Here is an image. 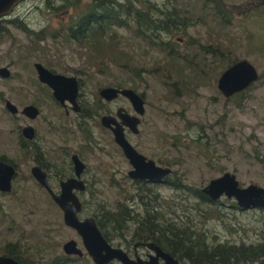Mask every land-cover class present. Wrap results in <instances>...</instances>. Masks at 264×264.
<instances>
[{"label": "rangeland", "instance_id": "rangeland-1", "mask_svg": "<svg viewBox=\"0 0 264 264\" xmlns=\"http://www.w3.org/2000/svg\"><path fill=\"white\" fill-rule=\"evenodd\" d=\"M59 1L52 0L51 5L56 6ZM152 1L162 6L166 0ZM174 1L175 6L182 8L180 14L185 15L184 23L191 20L192 15L203 19L172 37L162 35L172 43L175 53L194 56L199 67L195 70L187 68L182 57L168 58L156 48L148 47L130 29L118 30V48L132 57L126 54L99 68L80 54L82 50L76 44L64 42L62 34L54 40L47 37L36 41L32 35L27 36L20 29L7 25L9 35L0 37V67L6 66L10 71L9 77L0 76V155L16 164L17 174L11 191L0 192V245L19 241L44 261L65 255L62 245L73 239L84 255L73 257L67 264H94L80 236L63 223L61 210L31 178L29 170L34 163L19 152L16 126L31 124L35 128L39 150L43 151L42 159L57 164L64 151H68L78 153L86 163L88 169L82 178L90 187L80 197L83 202L81 218L92 216L101 203L113 207L116 202H125L135 212L141 210L139 200L132 198L138 185L128 177L132 167L111 133L99 125V117L94 115L87 119L93 140L86 142L76 124L79 116L70 108L65 114L43 95V84L37 79L34 62L54 72L75 76L81 81L79 101L91 106L100 99L97 93L103 86L120 84V87H130L141 93L145 112L140 116L139 133L128 131L127 138L147 158L172 170L165 182L145 183L152 206L155 204V209L167 219L203 231L209 244L259 240L264 210H241L233 198L224 196L215 203L202 201L190 189L179 190L174 185L201 190L211 179L228 171L236 175L242 186L254 183L264 187V5L257 11H246L248 3H255L253 0H222L235 7L232 18L225 24V19L216 18L212 10L205 9V0ZM84 2L82 0L77 7V15L85 9ZM73 13V9L53 11L45 0H21L4 19L16 18L31 31L54 32L67 24ZM209 43L230 48L231 56L238 60H250L262 75L243 97L227 99L218 90V77L227 64L215 60L208 65L210 55L203 63L201 44ZM158 63H175L185 74L194 77V81L180 82L175 76L163 80L157 71H148ZM136 64L134 73L131 66ZM200 67H204V76L196 72ZM219 69L221 72L217 75ZM173 80L176 93L168 90ZM6 99L19 110L38 100L41 113L32 121L21 114L13 117L4 107ZM119 106L135 114L130 102L122 96L115 102L103 104L104 109L113 111ZM155 194H158L156 200ZM127 227L131 232L132 224ZM109 232L113 245L131 249L132 244L128 247L125 241L129 240L127 232H124L126 239L115 231ZM145 251L138 248L139 256L144 257ZM113 264L120 263L114 261Z\"/></svg>", "mask_w": 264, "mask_h": 264}, {"label": "trees", "instance_id": "trees-1", "mask_svg": "<svg viewBox=\"0 0 264 264\" xmlns=\"http://www.w3.org/2000/svg\"><path fill=\"white\" fill-rule=\"evenodd\" d=\"M81 1L60 0L56 6H53L51 5L52 0H45L53 11L73 9L76 14L73 15V13L67 24L62 25L59 30L54 32L47 29L31 31L23 22L16 18L4 19V16L0 17V37L9 35L7 25L20 29L27 36L32 35L36 41L45 40L47 37L54 40L62 34L64 42L76 44L82 50L80 54H83L87 61H91L96 66L98 65L99 68H102L107 62H116L126 56L127 53L118 48L120 41L118 30L124 28L130 29L132 34L143 40L148 47L156 48L159 52L165 53L168 58L177 59L182 57L183 64L187 65V68L192 70L199 68L198 62L194 60L193 55L192 57L188 55L181 56L180 53H175L172 43L162 37L163 34L172 37L178 31L182 29L184 31L187 27L194 26L203 20L201 16L192 15V19L184 23L185 15L180 14L182 8L175 6L173 4L174 0H166L162 6L157 5L152 0H85V9L77 15L75 11ZM253 2H255L253 5L252 3L246 5V11L247 9L259 10V7L264 5V0H253ZM205 5V9L212 10L216 18L225 19L223 21L225 24L229 23L233 15V8H235L227 5L222 0H205ZM246 11H243V13ZM201 50L204 55L203 63L206 60V56L210 55L208 65L214 63L215 60H220L227 64V68L238 60L231 56L230 48L226 47L223 49L219 44H201ZM130 57L132 56L130 55ZM136 66L138 65L131 66L133 68L131 70L134 73L137 70ZM203 68L200 67V70L196 72L201 75L202 71H204ZM149 70L152 72L157 71L163 80L169 79L170 76H175L180 82L185 80H188V82L194 81V77L185 74L181 67L175 63H165L164 65L158 63L155 68H150ZM217 72L218 75L221 70L219 69ZM261 77L262 75L259 76V79ZM117 86L120 87V84ZM175 86V81L173 80L168 84V90L176 93L177 89ZM251 86L252 84L246 90ZM172 87L174 89H171ZM246 90L238 92L227 99L241 98ZM97 100L100 101V99ZM98 101L93 106L89 107L87 105L89 109L93 108L96 111L97 116L104 110L103 105ZM236 104L238 105V102ZM88 111L85 110L82 117H89ZM20 143L22 145L25 144L24 140L20 141ZM0 158L11 163L3 156ZM134 184L138 185L136 186L137 192L132 198L136 197L141 203L140 212H135L125 202H116L113 207L101 203L98 206V210L92 214L104 237L109 242L112 243L109 231H115L119 237L124 239H126L124 232H127L129 240L125 241L128 247L137 240L154 241L163 250L177 258L181 264H264V219L260 238L257 242H241L237 244L226 241L209 244L203 231L197 230L188 224L167 219L162 215V212L156 210L155 207L157 208V206L155 204L152 206L150 199H148L150 193L145 182H136ZM174 188L188 191L190 189L202 201L214 203L218 201L210 200L198 188H190L182 184H176ZM157 195H154L155 200ZM124 199H131V197H124ZM129 224H132L131 232H129L130 230L127 231V225ZM0 255L14 257L18 264H67L74 259L67 255H60L48 260L44 259L43 261L42 258L32 253L28 246L21 244L19 241H9L4 245H0Z\"/></svg>", "mask_w": 264, "mask_h": 264}, {"label": "water", "instance_id": "water-1", "mask_svg": "<svg viewBox=\"0 0 264 264\" xmlns=\"http://www.w3.org/2000/svg\"><path fill=\"white\" fill-rule=\"evenodd\" d=\"M20 1L0 0V17L10 13ZM34 67L39 80L53 90V96L58 101L64 103V100L67 99L71 102L73 110L78 111L80 109L76 102L78 84L75 77L54 73L40 62H35ZM0 76L3 78L10 76V71L6 66L0 67ZM259 76L258 69L250 60L246 58L239 59L221 72L217 80V88L226 98H229L238 92L246 90L259 79ZM99 95L107 101L121 95L131 103L135 112V114H130L125 108L119 107L114 115L104 114L100 118L101 124L111 131L115 143L122 149L124 156L132 167L128 173L129 177L133 180H144L147 182H165L172 170L169 167L157 165L154 160L138 152L125 135V128L130 129L133 133H138L140 116L145 112V101L141 94L133 88L105 86L99 90ZM5 108L10 113L15 114L17 112V108L9 100H6ZM22 113L34 118L38 114V110L36 107L29 105L23 108ZM32 131L31 126H26L22 129V132L29 138L32 136ZM72 160L75 173L79 176L84 164L76 155L72 156ZM31 172L38 183L47 189L54 203L62 211L63 223L75 230L80 236L82 245L94 264H111L114 260L120 264H161L160 260L163 264H181L177 258L154 242L140 243L153 251V254H150L147 259H141L137 256L131 258L124 249L114 246L104 237L93 216L79 218L82 203L73 192V189L83 190V181L77 178H68L61 181V192L55 194L49 187L46 173L39 166H34ZM14 175V166L0 159L1 192L11 191V181ZM201 192L212 201L219 200L222 196L233 198L237 207L242 210L264 209V187L254 183L242 186L236 175L228 171L211 179L201 189ZM140 244H136L135 247ZM62 250L65 255H77L79 257L83 255V251L73 239L65 241L62 245ZM0 264H18V261L14 257L0 255Z\"/></svg>", "mask_w": 264, "mask_h": 264}, {"label": "flooded vegetation", "instance_id": "flooded-vegetation-1", "mask_svg": "<svg viewBox=\"0 0 264 264\" xmlns=\"http://www.w3.org/2000/svg\"><path fill=\"white\" fill-rule=\"evenodd\" d=\"M35 63V62H34ZM34 63H33V67H34ZM44 66V65H43ZM47 68V67H46ZM34 69H35V67H34ZM49 69V68H48ZM50 71H52V72H54L53 70H51V69H49ZM35 71H36V69H35ZM54 73H57V72H54ZM36 74H37V71H36ZM60 74H62V73H60ZM64 75V74H63ZM67 76V75H66ZM73 77H75V76H73ZM76 78V77H75ZM37 79L39 80V78H38V75H37ZM76 80H77V84H78V95H77V97H76V102H77V104H78V106H79V110L78 111H75V110H73V108H72V104H71V102H69L67 99H65L64 100V103H61L60 101H58L54 96H53V90L48 86V85H46L45 83H42L40 80V82L43 84V86H41V88H42V91H44L45 93H43V95L46 97V98H48V99H50V100H52L53 102H54V104L55 105H57L58 107H61L62 109H63V111H64V113L65 114H68L69 113V108L73 111V112H75L78 116H79V121H77V126L79 127V130L82 132V136H83V138H84V140L86 141V142H91L92 140H93V136H92V133H91V127H90V124H88V122H87V119H91V118H93V116L94 115H96V111L93 109V108H90L89 109V107L91 106V104L90 103H86V102H83V103H81L80 101H79V99H80V93H79V88H80V84H81V81H79L77 78H76ZM103 87H105V86H103ZM103 87H101V88H103ZM113 87H116V88H126V87H118V86H113ZM101 88H99V90L101 89ZM128 88H130V87H128ZM51 90V93L50 94H48L47 93V90ZM99 90H98V94H99ZM135 90V89H134ZM139 93V92H138ZM141 94V93H140ZM223 95V94H222ZM121 95H118L115 99H113V100H110V101H107V100H105L104 98H102L100 95H99V97H100V101H98V102H100L101 103V105H103V104H106V103H112V102H115L119 97H120ZM141 96H142V94H141ZM224 96V95H223ZM123 97V96H122ZM143 97V96H142ZM225 97V96H224ZM125 98V97H124ZM226 98V97H225ZM144 99V98H143ZM6 100H8V99H6ZM6 100H4V107H5V102H6ZM81 100V99H80ZM10 101V100H9ZM38 101V100H37ZM37 101L36 100H33V102L32 103H30V104H26V105H24L20 110H19V108H18V106H16L13 102H11L16 108H17V112L15 113V114H13V113H10L13 117H15V116H18L19 114H21V115H23L26 119H28V120H35L37 117H39V115H40V113H41V110H40V108L38 107V105H37ZM103 101H105L106 103H104ZM145 101V100H144ZM131 104V103H130ZM29 105H32V106H34V107H36L37 108V110H38V114L36 115V117H34V118H31V117H29V116H27V115H24L23 113H22V110H23V108L25 107V106H29ZM87 105L89 106V107H87ZM94 105V104H93ZM119 107H121V106H119ZM119 107H117L114 111L113 110H110V109H104V110H102L100 113H99V115L97 116V117H99V125L104 129V130H107V131H109L110 133H111V131L108 129V128H106V127H104L102 124H101V122H100V118H101V116L102 115H104V114H115L116 113V110L119 108ZM105 108V107H104ZM124 108V107H123ZM6 109V108H5ZM126 109V108H125ZM7 110V109H6ZM85 110H89L88 111V113H89V117H82V114H84L85 113ZM127 110V109H126ZM8 111V110H7ZM94 112V113H93ZM127 112H128V110H127ZM131 114V113H130ZM91 115V116H90ZM140 124V123H139ZM26 126H31L32 127V129H33V131H32V136L29 138V137H26V135L22 132V129L24 128V127H26ZM17 130L16 131H18V133H19V135H18V140H17V144H18V149H19V152L21 153V155L23 156V157H26L27 156V158L29 157V159L34 163L33 164V166H31V168H30V170H29V172H30V175H31V178L32 179H34L35 180V182L37 183V185L40 187V188H42L44 191H45V193H46V195L48 196V197H50L51 198V196H50V193L47 191V189L44 187V186H42L41 184H39L38 183V181L36 180V178L34 177V175L32 174V172H31V169L34 167V166H39L40 168H41V170L42 171H44L45 173H46V177H47V182H48V184H49V187L51 188V190L55 193V194H59L60 192H61V187H60V182L61 181H64V180H66V179H68V178H77L78 180H81V181H83V183H84V189L83 190H81V189H73V192L79 197V199H80V201H81V203H82V209H83V202H82V200H81V195L84 193V192H87L88 191V189H89V184L87 183V181L85 180V179H83L82 178V175L87 171V169H88V167H87V165H86V163L82 160V158L80 157V155L78 154V153H76V152H72L71 154L68 152V151H64V155L62 156V158H61V160L59 161V163H57V164H54V163H50L49 161H48V159H46V158H44V159H42L41 158V155H42V157H43V151L41 152V150H39L40 149V145L37 143V138H36V132H35V128L31 125V124H26V125H24V126H16L15 127ZM138 129H139V125H138ZM131 132V133H133L130 129H128V128H125V135H126V137H127V132ZM138 133H139V130H138ZM138 133H133V134H138ZM111 135H112V133H111ZM112 137H113V135H112ZM19 139H23L24 140V142H25V144L24 145H22L21 143H20V141H23V140H19ZM128 139V138H127ZM114 140V139H113ZM115 142V141H114ZM130 142V141H129ZM131 143V142H130ZM116 144V143H115ZM117 145V144H116ZM133 145V144H132ZM118 146V145H117ZM119 147V146H118ZM120 148V147H119ZM34 150H36L35 152H34ZM120 150L122 151V149L120 148ZM138 151V150H137ZM139 152V151H138ZM123 153V152H122ZM73 155H76L81 161H82V163L84 164V168H83V170H82V172L80 173V175L79 176H77L76 175V173H75V167H74V162H73V160H72V156ZM124 155V154H123ZM4 157L5 159H8L5 155H0V157ZM125 157V156H124ZM126 158V157H125ZM1 159V158H0ZM127 159V158H126ZM2 160V159H1ZM9 161H11L10 159H8ZM2 161H4V162H7V161H5V160H2ZM128 161V160H127ZM7 163H9V162H7ZM128 163H129V161H128ZM10 164H12L13 166H14V168H15V175H14V177L13 178H15V176H16V174H17V168H16V164L14 163V162H12L11 161V163ZM130 164V163H129ZM130 171V170H129ZM129 171H128V173H129ZM128 177H129V175H128ZM13 178H12V181H13ZM130 178V177H129ZM131 179V178H130ZM133 180V179H132ZM12 181H11V184H12ZM134 181V183H136V182H145V183H149V182H147V181H144V180H133ZM151 183H161V182H151ZM55 184L57 185L56 187H55ZM12 189V188H11ZM1 192V191H0ZM2 193H9V192H2ZM52 199V198H51ZM53 201V200H52ZM54 202V201H53ZM56 204V203H55ZM57 205V204H56ZM58 207V206H57ZM59 208V207H58ZM60 209V208H59ZM82 209H81V211L79 212V218L80 219H82L81 218V216H80V213L82 212ZM62 212V211H61ZM85 218V217H84ZM72 229V228H71ZM75 231V230H74ZM76 232V231H75ZM77 233V232H76ZM147 242H154V241H144V240H137V241H134L133 243H132V245H131V249L130 248H126V249H124L127 253H128V255L131 257V258H135L136 256L137 257H140L141 259H147L148 258V256L150 255V254H153V251H151L148 247H146V246H143V245H141L140 243H147ZM111 243V242H110ZM155 243V242H154ZM112 244V243H111ZM136 244H140V245H138L137 247H135V245ZM157 244V243H156ZM115 246V245H114ZM118 247V246H117ZM120 248H122V247H120ZM138 248H143V249H146V251L142 254V256H144V257H141V256H139V254H138ZM123 249V248H122ZM83 251V250H82ZM86 251V250H85ZM87 253V252H86ZM84 255V254H83ZM82 255V256H83ZM88 255V254H87ZM67 256H70V257H79V256H77V255H67ZM82 256H80V257H82ZM114 261H116V260H114ZM114 261H112L111 262V264H113V262ZM116 262H118V261H116ZM160 262H161V264H163V262L160 260ZM119 263V262H118Z\"/></svg>", "mask_w": 264, "mask_h": 264}]
</instances>
